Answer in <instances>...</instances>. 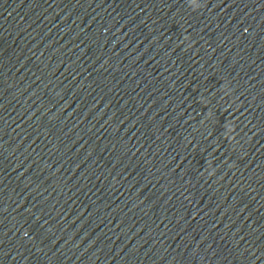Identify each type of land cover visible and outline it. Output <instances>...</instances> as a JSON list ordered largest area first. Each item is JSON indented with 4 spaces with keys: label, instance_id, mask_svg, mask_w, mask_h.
Returning a JSON list of instances; mask_svg holds the SVG:
<instances>
[{
    "label": "water",
    "instance_id": "95a60500",
    "mask_svg": "<svg viewBox=\"0 0 264 264\" xmlns=\"http://www.w3.org/2000/svg\"><path fill=\"white\" fill-rule=\"evenodd\" d=\"M0 264H264V0H0Z\"/></svg>",
    "mask_w": 264,
    "mask_h": 264
}]
</instances>
